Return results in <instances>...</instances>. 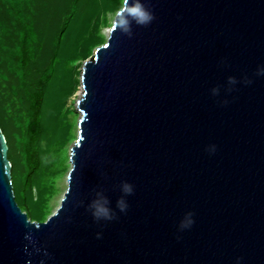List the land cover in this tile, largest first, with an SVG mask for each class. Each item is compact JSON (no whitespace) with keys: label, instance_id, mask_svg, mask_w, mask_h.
Listing matches in <instances>:
<instances>
[{"label":"water","instance_id":"water-1","mask_svg":"<svg viewBox=\"0 0 264 264\" xmlns=\"http://www.w3.org/2000/svg\"><path fill=\"white\" fill-rule=\"evenodd\" d=\"M145 3L150 25L111 27L84 63L68 188L45 221L16 200L0 127V264H264V0ZM124 180L127 212L93 220Z\"/></svg>","mask_w":264,"mask_h":264},{"label":"rangeland","instance_id":"rangeland-1","mask_svg":"<svg viewBox=\"0 0 264 264\" xmlns=\"http://www.w3.org/2000/svg\"><path fill=\"white\" fill-rule=\"evenodd\" d=\"M53 1L54 6H57L56 3L61 0ZM72 1L70 0V2ZM5 2L0 3V9L2 5L6 8L12 7L17 14L29 4V0H6ZM122 3L123 0L77 1L81 13L78 12L72 22L68 23L66 27L67 38L62 44L66 59L61 64V72L56 75L52 86L47 90L48 98L43 110L44 133L41 142L43 158L40 159L38 168L31 167L28 162L25 165L24 146L19 140L14 139L15 129L12 128L11 123L14 118L10 121L7 113L3 110V104H8L11 89L8 88L13 76L9 75L4 79L0 73V120L6 129L12 128L11 132H13L11 145L8 144V154L12 157L11 161L14 164V168H12L14 192L18 204L33 220L45 221L55 213L68 188L67 176L72 166L71 148L77 141L80 130L79 120L82 117L77 102L82 94L81 76L84 63L93 55L97 46L107 41L112 27L110 20ZM22 5L24 7H21ZM16 6L17 8L18 6L21 7V9L18 10ZM52 6H48L51 15L54 11ZM17 16L19 17V15ZM1 18L5 20V23L11 22L8 14L6 17L1 16ZM53 20L55 27L57 17ZM0 24H2L1 20ZM13 24L14 22L11 25ZM27 27L24 26V31L27 29L32 31L33 39L42 41L47 39L48 28L44 29L43 32L39 30L44 35L43 38L41 36L36 38L32 25H27ZM28 39L31 38L28 37ZM17 106L18 104H15V107ZM29 171L32 172L31 176ZM31 180L34 181L29 184ZM24 193L27 195V200L24 199Z\"/></svg>","mask_w":264,"mask_h":264},{"label":"trees","instance_id":"trees-1","mask_svg":"<svg viewBox=\"0 0 264 264\" xmlns=\"http://www.w3.org/2000/svg\"><path fill=\"white\" fill-rule=\"evenodd\" d=\"M6 0H0V3ZM53 0H29V4L23 11L15 13L14 8H6L2 5L1 16L11 19L5 23L0 19V73L3 78L13 76L10 81V94L8 104H3V110L7 113L11 121L15 134L3 126L2 128L8 144L11 145L12 134L15 140H19L24 146L25 165L26 162L31 167L38 168L42 159L41 142L44 133V104L48 98V88L52 86L56 75L61 72V64L66 59L64 56L63 42L67 38L66 27L69 22L80 12L78 0H61L54 6ZM6 3V2H5ZM18 5V4H16ZM49 5H53L54 11L51 15ZM21 7L16 8L19 10ZM11 13V14H10ZM81 13V12H80ZM19 15V17L17 15ZM20 17H22L20 19ZM57 17V25H53ZM43 20V23H41ZM14 22L13 25H11ZM32 25L35 37L43 38L41 32L48 30L47 39L37 40L32 37L33 32L28 29L24 31V26ZM28 28V27H27ZM40 30V31H39ZM64 36V38H63ZM30 37L31 39H28ZM33 39V40H32ZM12 85V87H11ZM18 96V99H17ZM15 104H18L15 107ZM10 161L12 157L9 154ZM12 162V161H11ZM13 168H14V164ZM30 176L32 172L29 171ZM14 175V174H12ZM14 181V176H13ZM34 180H31L32 183ZM27 195L24 193V199Z\"/></svg>","mask_w":264,"mask_h":264},{"label":"clouds","instance_id":"clouds-1","mask_svg":"<svg viewBox=\"0 0 264 264\" xmlns=\"http://www.w3.org/2000/svg\"><path fill=\"white\" fill-rule=\"evenodd\" d=\"M154 19L155 14L147 6L145 0H123L120 8L113 14L110 23L114 29H118L121 33L131 37L132 23H135L140 27H146L150 25ZM256 75L264 76V67H258ZM228 83L230 85H235L238 83V81L235 77L230 76L228 78ZM244 83L251 84L252 80L245 78ZM219 93V88L213 87L211 89V94L213 96H219ZM222 103L227 104V99L223 100ZM206 151H208L210 154L215 153L216 145H208ZM120 191L121 195L116 200L115 208L112 207L111 201L106 196H104L102 193H97L96 198L90 201V203L88 204V211L90 212L93 220H95L96 222H110L118 218V212H127L129 208L127 197L131 196L134 193V185L127 180L121 181ZM194 223V213L192 211H188L179 221L178 229L179 231L183 232L184 230L191 229ZM100 236L101 234L98 233L97 237L99 238ZM25 239L29 241V243H33L32 236L30 234H26ZM37 251L39 250L37 249ZM241 259L242 258L237 257L236 264H240ZM41 264H44V262L41 261Z\"/></svg>","mask_w":264,"mask_h":264},{"label":"bare ground","instance_id":"bare-ground-1","mask_svg":"<svg viewBox=\"0 0 264 264\" xmlns=\"http://www.w3.org/2000/svg\"><path fill=\"white\" fill-rule=\"evenodd\" d=\"M110 30H111V29H110ZM109 35H110V31H109ZM108 37H109V36H108ZM82 84H83V82H82ZM82 86H83V85H82ZM82 86H81V88H82L81 93L83 94V87H82ZM82 94H81V96H82ZM81 96H80V98H81ZM80 98H79V99H80ZM79 99H78V100H79Z\"/></svg>","mask_w":264,"mask_h":264}]
</instances>
